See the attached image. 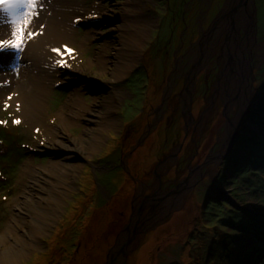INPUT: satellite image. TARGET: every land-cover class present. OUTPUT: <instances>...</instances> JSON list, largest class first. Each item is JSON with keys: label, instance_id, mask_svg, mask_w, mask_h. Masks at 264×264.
Returning a JSON list of instances; mask_svg holds the SVG:
<instances>
[{"label": "rangeland", "instance_id": "374dc122", "mask_svg": "<svg viewBox=\"0 0 264 264\" xmlns=\"http://www.w3.org/2000/svg\"><path fill=\"white\" fill-rule=\"evenodd\" d=\"M227 1L66 0L67 40L74 58L66 56L68 66L58 64L56 79L46 83L44 124L31 135L49 141L44 130L55 128L75 139L94 129L96 123L90 117L97 109L106 127L93 153L77 161L71 183H60L59 170L51 176L42 174L40 184L30 179L15 182L19 162L12 152L39 170L63 156L22 144V135L29 131L18 112L0 101V121L6 122L0 123V264H67L93 208H103L104 219L103 226L92 225V230L104 241L116 235L111 244H104V249L112 247L106 254L108 264H264V0L246 2L255 32L233 21L231 31L237 37L240 34V42H235L241 44V52L230 45L226 53L229 37L221 34L207 43L208 55L197 68L192 54L219 20ZM52 11L57 13V8ZM144 18L151 20L147 26L142 25ZM1 22L7 27L0 40H8V18ZM131 36L140 38L132 50L136 63L117 84L123 95L113 98L115 88L107 82H114L112 72L122 50L128 51ZM15 56L11 55L18 64L9 61L8 53L0 54V65L5 64L0 74L6 78L15 76L5 72L29 68L32 55ZM236 60L251 61L252 66L248 72L240 69L248 76L250 91L243 114L238 107L228 106V100H236L232 92L222 89L231 87L228 78L221 87L230 66L231 71L237 70ZM66 68L75 77L67 76ZM60 77L68 80L58 82ZM76 88L82 90L83 107L77 110L83 116L65 128L60 118L68 114L65 106L74 100L71 94ZM38 92L36 96L41 97ZM106 105L113 110L102 111ZM221 113L225 119H220ZM231 119L239 123L236 136L225 145L224 125ZM112 120L118 125L110 126ZM126 125L128 135L123 136ZM210 134L214 139L206 152ZM127 172L133 180L127 184L130 192L122 191ZM124 193L130 197L127 210L133 208L131 219L122 214L113 229L104 228L110 220L104 214L113 212L108 208L119 198L126 200ZM178 194L181 202L163 218L142 226L127 256L112 260L119 236L133 216L140 214V225L144 224ZM162 226L168 228L162 230ZM56 227L59 237L53 241ZM115 228L116 233L106 232ZM187 228L192 232L188 237ZM158 231L167 232L166 238L173 242L156 245Z\"/></svg>", "mask_w": 264, "mask_h": 264}, {"label": "bare ground", "instance_id": "6f19581e", "mask_svg": "<svg viewBox=\"0 0 264 264\" xmlns=\"http://www.w3.org/2000/svg\"><path fill=\"white\" fill-rule=\"evenodd\" d=\"M61 2H52V0H43L42 7L39 8L38 10V16H36L32 22H31V30L33 32L40 33L38 35H35L34 38L28 40L26 42V45L23 49L22 52H18L21 55L22 54H30L32 55L31 60L29 59V68L27 70H24V68L27 67V65L23 66L18 69V72L14 71H8L5 72V75H8L10 77L15 76L13 79L12 78H6L4 75L0 74V101L6 102L10 105V107H13L15 111L18 112V118L22 120L23 128L26 127L27 130L29 131L27 134L25 133L22 135L21 143L28 146L31 145L35 148H40L43 151L46 152H59L60 155L63 156V160L61 161H52L50 162L47 166H45L43 169H37L35 165H29L28 166V161L26 159H22L19 155H15L14 152L11 153V157H13L15 160H17L18 163V171H16V174H14V177L16 179L15 182H24L27 179L33 180L34 182L41 183L44 179L42 177V174L47 176V175H53V173L56 172V170H59L60 173H58L57 179H60V183L68 184L71 183V176H73L74 170L78 168L77 161H79L81 155H90L92 154L93 150H95L96 146L98 143L102 140L101 139V133L105 129V125L103 124V116L102 112L100 109L92 111L93 114L90 117V121H93L96 123V126L91 129L88 128V130H85V132L80 133L75 139H71L67 137L66 133H62L60 131H57L55 128H52V130L45 129L44 130V135L46 136L49 141L44 140L40 141L38 138H34L31 133L34 129L37 127H40L44 124V113L47 108V101L45 98V94L47 93V87L46 83L47 82H52L53 79L56 75V66L58 64L56 63L57 60L62 59L60 56H58L55 52L52 51V49H61L63 51V46H67L70 48V43L67 40V14L70 12L68 11V5L66 3V0H60ZM245 1V4H244ZM248 0H228L226 7L222 10L219 20L215 23L213 26L212 30L209 33H206L205 36L203 37L201 43L198 45L197 48L193 51V57L195 58V68L199 67L201 65L205 58L208 55V50L206 45L209 41H213L215 39H219L221 34H224L229 37V42L230 44L226 46V53L228 52V48L230 45L237 47L238 53L241 52V44H238L235 42V39L240 42V34L237 37L236 34H234L233 31H231L232 28L235 27L233 21H235V24L240 27V24L245 25L248 28V31L253 33L255 32L254 24H253V15L252 12L250 11L249 7L246 5V2ZM249 4V1H248ZM245 5V6H244ZM52 7L55 9L57 8V13L52 11ZM232 15H237L238 19L233 20ZM3 17H6L3 14H0V19ZM74 19V18H73ZM72 19V20H73ZM75 21V20H73ZM150 22L151 20L148 18H144L143 22L144 26H147L146 22ZM70 22V21H68ZM240 23V24H239ZM0 39H2V33L3 30L7 27L4 25V23H0ZM10 36L9 39H11V25L9 24L8 26ZM3 28V29H2ZM67 30V31H66ZM146 36V33H144ZM231 34V35H229ZM250 34V33H249ZM231 36V37H230ZM251 38V35H250ZM140 38H135V36L130 37V41L127 44L126 48L128 51L125 49L122 51H125L123 55L118 57L117 59V65L115 69L112 72V77L114 78V82L110 83L107 82V86L115 88L113 92H111V97L117 98V96L120 97L121 93L123 95L124 91L123 89L119 88L117 84L126 77L127 73L130 72L131 69H133L135 65V54L133 48H134V43H138ZM253 40V39H252ZM236 45H235V44ZM130 48H132L130 50ZM130 51H132V55L130 56ZM8 53L10 56L9 61H15L16 59H12L11 55L15 58L17 55V52H5ZM11 54V55H10ZM264 56V55H263ZM66 57V56H65ZM65 57L63 59H65ZM22 58L21 56L18 58ZM77 60V59H76ZM247 60V59H246ZM238 61L239 66H237L236 71H231V66L230 70L227 71L224 74L223 84L221 83V87L223 85H226V80L227 78L230 80L232 83L231 87L229 86H224L222 89L225 90V92H232V95L236 96V100H228V106L231 110H234V107H238L240 110V114H243L247 110V104L248 100L247 97L250 94V91L248 89L249 87V81L247 79V75L245 72L243 74L241 73L242 71L240 69H246V72H248V69H251V61H243L241 64L239 60ZM80 64L82 65V61H79ZM13 63V62H12ZM15 64H18V62H14ZM20 63V62H19ZM5 64H1L0 68L4 67ZM223 70V69H222ZM59 72V70H58ZM63 72V71H62ZM65 72L68 75H70L72 78L75 77L74 73L69 72V69L66 68ZM64 72V73H65ZM73 72V71H72ZM64 75V74H63ZM66 76V77H67ZM71 78V79H72ZM68 80L65 77H60L58 82L60 81H66ZM76 81V80H75ZM75 83V82H74ZM190 83L191 80L189 78L188 81V88H187V93H189V88H190ZM38 94H41V97L39 95L36 96L37 91ZM82 90L80 88H76L73 93L71 94V97H73L74 100H72V103L68 101L67 106L65 108H68V114L64 115L63 117L60 118L61 123L65 126V128H68L69 125H74L77 123L79 118L83 116L82 113H80L81 109L78 111V108L83 107L81 101H80V95H81ZM43 94V96H42ZM73 94L76 96L74 97ZM81 106V107H80ZM206 106H204L205 108ZM113 110L112 106H105L101 110L107 112ZM203 109V108H202ZM203 111V110H202ZM220 119H225L223 113L220 115ZM97 120V121H95ZM102 120V121H101ZM115 120V119H114ZM112 120L110 126L112 124L118 125V123H113L116 122ZM225 123V121H224ZM239 123L236 120H229L227 121L226 125H224V131H223V142L226 143L230 142L233 140V138L236 136V125ZM108 126V125H107ZM63 130V128H62ZM216 130V129H215ZM188 134H191L187 132ZM240 134V131L238 132V135ZM187 135V134H186ZM213 135V134H212ZM206 136V140H209V138L212 140V136ZM186 141V140H185ZM184 141V144L185 143ZM196 139H193V142H196ZM181 145V144H179ZM223 144V147H225ZM228 145V144H227ZM63 153V154H62ZM20 159L21 162H20ZM24 163L25 167L21 168V164ZM35 166V167H34ZM35 168L37 170H33L32 168ZM45 169V170H44ZM127 182L123 188L122 191H127V184L133 182L131 180V176H128L129 173H126ZM74 177V176H73ZM130 185V184H129ZM128 185V187H129ZM182 200V195L178 194L176 197L172 198L170 202H167L166 205H163L162 211L155 212L152 215V219L150 221H145L144 224L142 223V219L140 218V214H135L133 216V220L131 224L129 225L128 228H126L119 236L118 242L116 247L113 250L112 253V260L115 261V257L118 256L119 258L123 255L127 256L129 245H131L132 240L136 236L135 234L138 233V230L142 227L145 226V224H149L148 222H152L157 219L163 218L166 214L169 213L170 210L174 208L176 203H180ZM125 199H118V206H123ZM16 202V199L15 201ZM21 203L20 201H18ZM132 211L129 212L128 210L125 212H121L119 214L111 213L109 214H104L107 215L106 217L110 218V220L104 224V228H111L113 229V221L114 219L121 218L120 216L122 214H126L127 217L126 219L130 220L129 215H132L133 213V208H130ZM92 214H96L97 216H94V220L86 221V224L83 226L82 230H85V226L88 225H93L94 227L96 224L101 225L102 221L101 219H104L102 216L104 212V209L101 208L99 209V212L96 211V209H92ZM128 212V213H127ZM77 213H74V217H76ZM91 218V215H89ZM93 217V216H92ZM126 221V220H124ZM123 221V222H124ZM103 226V225H101ZM121 229H123V223L120 226ZM168 226H162V230H166ZM55 232L51 239L55 241L59 236L56 237V234L58 233V227L55 228ZM64 229V228H63ZM120 229V230H121ZM83 233V232H82ZM168 236L167 232L160 233L158 231L155 235V238L157 239L156 245L159 247H164V244H169L173 241L170 239L166 238ZM82 238V235L79 236V241L77 244V248L75 252L80 251L81 256H85L86 260H88L91 264H98V263H104L108 264L107 261V250L109 251L112 247H109V249H104V245L102 247H96L94 248L95 255L91 256L88 253H85L86 247H85V242L83 244L80 243ZM93 239V237H92ZM184 242V241H182ZM176 243V242H174ZM181 243V242H179ZM53 256V254L51 255ZM75 253L73 252V255L71 256V260L74 258ZM131 256V255H130ZM124 256L122 257V259ZM69 264V262L67 263Z\"/></svg>", "mask_w": 264, "mask_h": 264}, {"label": "snow or ice", "instance_id": "6c2138e0", "mask_svg": "<svg viewBox=\"0 0 264 264\" xmlns=\"http://www.w3.org/2000/svg\"><path fill=\"white\" fill-rule=\"evenodd\" d=\"M42 4L43 0H0V14L5 15L11 25V39L0 40V54L8 51L22 52L26 42L40 34L31 30V22L38 16ZM52 51L62 58L56 61L62 66H68L63 59L65 56L74 58L72 56L74 50L66 45L63 46V51L55 48ZM0 123L6 122L0 121ZM14 123L19 124L20 121L16 120Z\"/></svg>", "mask_w": 264, "mask_h": 264}, {"label": "trees", "instance_id": "16d2710c", "mask_svg": "<svg viewBox=\"0 0 264 264\" xmlns=\"http://www.w3.org/2000/svg\"><path fill=\"white\" fill-rule=\"evenodd\" d=\"M125 129H124V133H123V136H125V135H128V132H127V125L124 127ZM208 141V145H207V147H205L206 148V152L209 150V147H210V145H211V139L209 138V140H207ZM178 144H180V143H178ZM186 147V144H184V148ZM183 148V149H184ZM126 152V151H125ZM127 152H128V150H127ZM204 159V158H203ZM203 159H201L200 161H203ZM132 178V177H131ZM132 180V179H131ZM127 192H130V191H128V188H127ZM126 193V192H125ZM125 193H124V197L126 196V195H128L127 193H126V195H125ZM127 197V196H126ZM130 197H127L126 198V200L124 201V203H123V206H118V200L115 202V204H114V206L111 208V207H109L108 208V211L109 210H111V211H113V213H116V214H118V213H121L124 209H128V204L130 203ZM94 209H96V211L97 212H99V209H101V208H99V209H97V208H94ZM129 210V209H128ZM193 210H194V207H192V210H190V213L189 214H191L192 215V213H193ZM92 218H90L89 219V221L92 219V220H94V216H97L96 214H92ZM119 218H117V219H114V221H113V224L118 220ZM190 227H191V225H190ZM117 228H119V227H117ZM117 228H115L113 231L112 230H110V229H108L106 232H108V233H116L117 232ZM188 230H189V228H187ZM187 230V237L188 236H191V231L189 232ZM95 230H92V224L91 225H88V226H85V230H83V234H82V238H81V241H80V243L81 244H83L84 242H85V247H86V250H85V253H88L89 255H91V256H94L95 255V251H94V248L95 247H97V245L98 246H100V247H102V245H104V244H106V243H109V244H111L112 242H113V240L115 239V236L116 235H111L112 236V238H111V236L109 237V239H108V241H104V240H102V237L100 236V234H98V232H94ZM92 237H93V239H92ZM111 238V239H110ZM95 241V242H94ZM86 257L85 256H81V254H80V251H78V252H75V256H74V258L72 259V260H70L69 261V264H82L83 262H84V264H91L88 260H86L85 259ZM98 264H101V263H98ZM103 264V263H102Z\"/></svg>", "mask_w": 264, "mask_h": 264}, {"label": "flooded vegetation", "instance_id": "af4514ba", "mask_svg": "<svg viewBox=\"0 0 264 264\" xmlns=\"http://www.w3.org/2000/svg\"><path fill=\"white\" fill-rule=\"evenodd\" d=\"M206 159V157H204V159L203 160H205ZM201 160V159H200ZM200 160L198 161V162H200Z\"/></svg>", "mask_w": 264, "mask_h": 264}]
</instances>
